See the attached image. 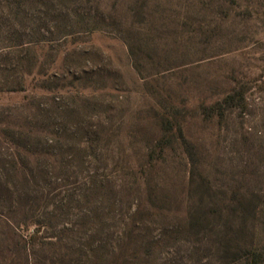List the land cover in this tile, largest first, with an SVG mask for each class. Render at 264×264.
I'll list each match as a JSON object with an SVG mask.
<instances>
[{"label":"rangeland","instance_id":"rangeland-1","mask_svg":"<svg viewBox=\"0 0 264 264\" xmlns=\"http://www.w3.org/2000/svg\"><path fill=\"white\" fill-rule=\"evenodd\" d=\"M166 118L194 162L158 143ZM47 122L72 127L64 149L90 161L50 179L71 222L80 169L103 180L106 200L88 204L104 207L103 259L88 261L93 224L25 247L0 216V264H251V246L264 264V0H0V159L16 151L3 128Z\"/></svg>","mask_w":264,"mask_h":264},{"label":"trees","instance_id":"trees-1","mask_svg":"<svg viewBox=\"0 0 264 264\" xmlns=\"http://www.w3.org/2000/svg\"><path fill=\"white\" fill-rule=\"evenodd\" d=\"M22 1L23 0H16L17 6H20ZM91 29H93V27ZM76 32H69L65 36H72ZM24 59L25 57H21L19 61ZM28 73L29 72H26V74ZM19 78L21 80L17 81L16 85H7L4 90H23V75ZM44 87L46 86H43V88ZM232 100H234L233 95H227L224 98V101H229V103ZM84 107L83 105V108ZM85 108H87V106ZM55 109L61 110L62 108L60 107L59 109V105H57ZM64 110L68 115L76 113L72 110ZM64 110H62V112ZM175 121H169L167 118L163 120V123L166 122L168 126H162L160 128V133H162V135L158 143L162 145L171 139L182 141L188 159L194 162L196 153L192 150L193 145L184 137L181 127ZM56 125L52 122H47L44 125H40L38 128L28 126L26 129L13 130L12 128L5 127L1 130L3 137L9 144L15 147L16 151L7 157V159H0V216H3L8 227L14 230L21 229L29 233L21 234L20 236L22 246L25 247L28 244L35 245L37 243L55 246L62 242L61 234L65 230H70L76 227V225L78 228H83L86 225L93 224L91 229L96 232H90L92 234H89L88 241L85 244L91 257H89L90 260L88 261L96 262L99 259H103L102 255H98V252L105 247V243L107 242V237L105 238V235L102 236L101 234V226H98L99 228H94L103 220V217H100L99 213L103 211L104 207L96 205L93 208H88V204L93 203L95 205L98 199H100L98 197L106 200V190L103 180H101L100 184L97 183L98 169L96 167L95 170L88 167L84 170L80 169V172L86 171L84 172V177L86 178L85 183L88 184V186L84 188L83 193L79 195L81 196L80 199L76 201L83 202L84 204V208H79L80 213H82L81 218H83L81 219L82 221L79 220L80 223L71 222V218H69L68 211L71 209V197L65 199L61 198L57 201L52 200V188L50 187L51 178L54 179V182L57 181V179L61 180L65 175L63 173L67 171L66 165L70 164V166H72L75 161L74 159L77 160L80 168H84L83 164L90 163L87 158H84L85 155L87 156L85 148L83 149V154L75 155L64 149L62 143L64 139H68V136L69 138L72 137L71 134H69L72 133V127L69 128V126L67 128V126H63L57 128ZM87 132L88 130L84 131L81 135L84 137L83 141L87 145L86 148L90 149L91 142L95 140L92 135L95 133L91 132L89 136ZM146 155L150 156V153ZM72 172V176L75 175L74 171ZM64 177L67 178V175ZM103 177L105 179L107 178L106 176ZM136 206L134 210L135 213H133L132 217L140 214V208L138 207H140L141 204L139 203ZM133 221L134 220L130 223L135 225ZM57 229L59 230L58 234H56L55 231ZM96 233H100L97 240L94 239ZM67 245H69L68 242ZM247 251L249 253L248 259L252 260V262H250L251 264L260 263V254L257 252L256 247L251 246ZM72 262H78V260Z\"/></svg>","mask_w":264,"mask_h":264}]
</instances>
